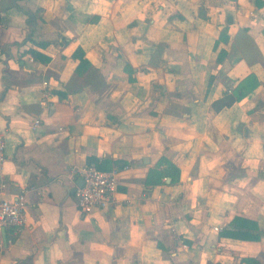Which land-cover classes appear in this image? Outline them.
<instances>
[{"label": "crops", "instance_id": "1", "mask_svg": "<svg viewBox=\"0 0 264 264\" xmlns=\"http://www.w3.org/2000/svg\"><path fill=\"white\" fill-rule=\"evenodd\" d=\"M0 133V264H264V0H0ZM88 164L118 175L85 214Z\"/></svg>", "mask_w": 264, "mask_h": 264}, {"label": "built area", "instance_id": "2", "mask_svg": "<svg viewBox=\"0 0 264 264\" xmlns=\"http://www.w3.org/2000/svg\"><path fill=\"white\" fill-rule=\"evenodd\" d=\"M31 59V58H30ZM45 95H49L46 92ZM38 119L33 120L32 128L37 127ZM4 136L0 133V164L4 160ZM83 183L75 190L77 208L82 213H91L95 209H104L113 201L117 184V170H101L88 164L76 169ZM5 183L0 184V256L3 253L5 242L2 229L14 226L23 229L26 223V192L22 188L15 196L6 198L2 195ZM217 230L218 227H215Z\"/></svg>", "mask_w": 264, "mask_h": 264}, {"label": "trees", "instance_id": "3", "mask_svg": "<svg viewBox=\"0 0 264 264\" xmlns=\"http://www.w3.org/2000/svg\"><path fill=\"white\" fill-rule=\"evenodd\" d=\"M260 4V3H259ZM219 39L223 40V41H227L228 37L226 34H220L219 35ZM45 43H41V45H44ZM30 53H32L34 56H37L41 61L43 62H47L50 57L47 55H42L41 53H39L36 49L31 48ZM222 55H224V50H220V52L218 53L217 56V60H221L222 59ZM255 77L251 74L247 75L244 79H242L241 82H239L237 84V87H235L233 89V92H227L226 90L224 91V94L221 98H219L218 100H216L214 102V107L215 108H221V107H226L231 105L234 101L241 99L243 96H245L246 93H248L249 91H251L255 85L257 84V81L254 80ZM247 88V89H246ZM164 161L163 158L159 159V161L157 162V166L150 169L147 173L146 179H145V184L146 185H156V184H160L163 182V176H164V171L159 170L158 167L159 165L162 164V162ZM175 172H179V170L176 168V166H174L171 162H167ZM175 179H173V181H175ZM238 218L234 219V223L237 224ZM240 223H238L237 225H239ZM252 224V228H256V224L255 223H251ZM242 237H245L247 239H257L259 237L258 233H244L241 235ZM251 261L252 259H246Z\"/></svg>", "mask_w": 264, "mask_h": 264}, {"label": "water", "instance_id": "4", "mask_svg": "<svg viewBox=\"0 0 264 264\" xmlns=\"http://www.w3.org/2000/svg\"><path fill=\"white\" fill-rule=\"evenodd\" d=\"M82 183H83L82 178H79L78 179V182H77V185H81ZM2 233H3L4 240H5L6 238H5V231H4V229H2Z\"/></svg>", "mask_w": 264, "mask_h": 264}]
</instances>
